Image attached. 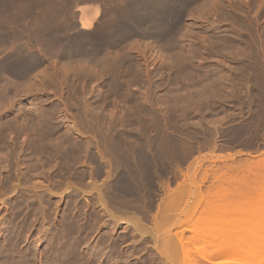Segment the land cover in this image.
Returning a JSON list of instances; mask_svg holds the SVG:
<instances>
[{
	"label": "rangeland",
	"instance_id": "374dc122",
	"mask_svg": "<svg viewBox=\"0 0 264 264\" xmlns=\"http://www.w3.org/2000/svg\"><path fill=\"white\" fill-rule=\"evenodd\" d=\"M190 1H187L185 3L184 10H185V13L187 12L186 16L188 18L190 17L188 15L189 14L191 15L193 13V15H191L192 19H188L187 17L184 16L183 26H180L179 32H178L180 33L181 36L177 33V38H174L176 36L170 37L169 39L171 41L170 40L168 41L170 45L173 43H176L177 45L179 44L178 45L179 47L176 45V47L172 48L173 50L171 49V47H170V50L168 49L169 47L163 48L165 51H168L171 55L173 52L174 55H172V57L177 56V58H172L173 60L170 59V61L169 60L161 61V59L155 56L156 54L154 52H153L154 54L153 53L150 54L152 51L149 52V50H144V49H143L144 51L140 50L142 48L132 49L136 51L138 50L137 52L135 51L132 52L128 48L127 49L123 48L122 56L125 58V60L123 63L124 66L122 65L123 67H121V70L122 72H126V73L122 74V76H118L117 74L120 75V72L117 73L118 71L116 72V70L112 69V71H110L111 69L109 68L111 65L108 66V68L106 67L108 69L107 72L110 73L109 75L107 72H105L106 68H104L105 70L101 71L103 74L101 73L99 77H96V76L94 77V75L90 74L92 79H90V75L86 76L87 74H84L85 72L83 70L81 71L80 69H79L80 72L81 73L83 72L82 74H84L86 78L84 76L82 77V74L79 72L78 69H77L78 71H76L75 69H73L75 70L73 71L71 69L67 71L68 74L64 73L65 71L61 72V69H59L60 73L57 72L58 69L55 70L54 72L56 74L59 73L60 78L53 71H51L53 74L49 71L38 74L39 70L44 65H48L52 63H55L57 65L58 63L60 64L63 59H61V57H58L56 60H54V58L53 59L51 58L48 61H47L48 58L44 59L43 61L45 64H43L42 62L41 63V65L43 64L42 66L38 65L40 67L39 70L37 69L38 71L36 70L37 66L33 68L32 70L28 71V74L30 75L31 74L33 75L34 73L33 76L31 75L32 77H29L28 75V78H31L33 82H31L32 81L31 79L29 80L27 79L26 77L27 75L25 76L27 80H25V78L22 79V77H20L21 79L19 80L18 85L16 84L17 87L18 86L19 88L21 87L20 89L22 90L20 91L18 90L19 88L17 89L16 87L15 88L8 87L6 84L8 82L7 78H5L4 80L0 79V85L2 84L3 81L5 83L1 85L2 88L0 87L1 89L0 90L1 91L0 92V97H1L0 106L1 107L2 105L5 106V108L4 106L2 107L3 109L2 111L0 110V135L2 137V138L0 137L1 138L0 139V202H2V205L0 204V219L5 218L4 220L8 222L9 219H11L12 216H14L13 210L15 209L17 205V204L13 205L14 203L19 202L18 205L23 206L24 209L27 206H30L32 208V213H33L32 218L34 219L36 217L37 218L33 221V219L30 217L28 219L30 221L29 222L27 221L26 224L28 225L30 223L29 225H31L32 223L35 222L31 226L35 225L36 228L32 230L31 226L29 228L28 227L29 225L27 226L26 224L25 226H23L24 228L23 227L21 228L22 234L20 233L21 241H20V252L19 253L23 256L25 255V257L27 256L26 258L30 256L31 257L34 256V261H32V262H35L34 264H45V263L51 264L52 263L51 256L48 252H50L53 246V241L52 239H50L51 238L50 233L52 234V231H53V224L56 222L57 224L60 225L59 222L62 221V218L64 219L65 216L69 217L70 214L73 213L74 211L79 214L80 218H82V216L84 215L87 216V218H89L91 215L89 219L90 222L96 221L97 223H100L101 221H104V220L105 222L109 224L113 222V219L112 220L107 219L109 217L108 214H105V213L103 214L99 211V204H98L99 199L95 191V187H93V185L91 184L92 182H94L97 185V188H101L103 190L104 197L107 199L108 205L110 206L109 209L112 210L115 218L122 217L123 219H125L126 217L133 218V216H136L139 218L141 224L148 231V235L145 237L146 239L143 241L141 240V237L137 233L132 235L131 227H128V229H125L123 228V226H120L119 228L115 230L114 233H112V237L116 241V251L114 254H112L107 249L106 254L111 255L109 257L113 258V260L116 261V264H125L126 259H129L131 264H194L195 262H197L196 264H199V263L200 264H264L263 262L264 261V235H263L264 234V224H263L264 219H262L263 216L256 217L253 215L246 214L241 217L236 216L235 218L233 215H231L232 218L231 216L229 218L234 219V221L236 220L234 223L233 220L231 221L229 218L221 220L219 218H216L212 214L203 216V215H200L199 213L201 209L200 198L203 197L207 193V191L215 190L219 186H228V185L236 186L237 185L235 181H232L230 183V179L231 177H233V175H235L236 177L239 175L240 176L249 175L247 176V178L253 177L252 179L248 181L245 189L264 187V182H263L264 165L262 162L261 164L257 161L255 162L253 160L255 158H253L252 160H241L240 159L241 155H237V154H240L241 151L234 150L235 148L240 147V146H234L233 148L226 147V148H221V149L216 147V144L220 142V140L223 138H226V139L229 138L230 139L229 142L235 143L239 141L244 135H247L249 138L256 139V140H259L261 137H264V91H262L264 90L263 88L264 87L263 86L264 85V80H263L264 78V0H216L215 2L212 0L215 6L213 5V2L211 0L210 1L209 0H200V1L193 0L191 3H189ZM80 4L82 3H78V5ZM191 6H193L192 7L193 9L195 8L194 9L195 11L193 9H190ZM78 12H79L78 10L74 11L75 14H79ZM188 12L190 13L188 14ZM200 12L201 14H199ZM195 13L196 15L199 14L198 17L199 16L202 17L204 14H206L204 16H206L207 18H205L204 16L202 18L204 20L207 19L208 21L207 20L202 21L203 19L199 17L200 22L202 21L201 22L202 24H201L198 18H196L197 16L196 17L194 16ZM188 22L190 23L193 22L195 25L199 23L198 25L199 27L198 26L196 27L193 23L190 24ZM96 23L97 22H95V25ZM185 23H187V25ZM71 26L74 29H79L78 27L79 23L77 21L75 22L72 21ZM183 27L185 28V31H183L184 29ZM193 30L196 32H193ZM188 33L191 35H189ZM193 33H196L195 34L196 36H194ZM209 33H211L212 35H210ZM213 33H214V36H213ZM197 34L198 36L200 35L199 37L201 39L205 36H208V38L205 37L203 38V40L201 39L199 40V37L197 36ZM204 34L206 35L204 36ZM178 35L182 39L178 37ZM209 36H212V37L209 38ZM144 39L142 38V39L136 40L134 38L133 39L129 38L127 39L126 43H128V41L129 42L132 41L131 43L136 42L138 44L139 43L141 44V42L144 43L146 41V40L143 41ZM17 40H20V39H17ZM178 41L182 42V44ZM221 41H222V44H221ZM153 42L154 40L150 41V43H153ZM185 42H187L188 44ZM1 44H2L1 47L2 48L4 47L3 50L5 49V51L8 50V48L12 46V43H9L8 45V43L1 42L0 45ZM129 44L130 43H128V45ZM204 44L205 46L207 44V46L204 47L207 49H204L202 47L204 46ZM183 45H185V47ZM187 45L190 46L189 51H191L193 49L192 47H194V50L197 48L196 51L198 53L192 50L190 54V52H188V48L185 49ZM208 45H212V46H210L209 48ZM200 47L203 48L202 51ZM175 48L178 49L177 52H175L176 51ZM179 48L182 50H180ZM199 48H200V52L198 50ZM213 48L215 50V54H213L214 53L212 50ZM209 49H210V54H206V53H209ZM224 49L228 52V54L227 52H225ZM203 50H206L208 52H205ZM4 52H1V53L4 54ZM130 52L134 54H131ZM178 52L179 54H177ZM217 52H221V53L219 54ZM192 53L193 54L195 53L194 58H192V60L194 59L195 62H193L194 60L193 61L190 60V62L192 61V64H193L192 68H194L196 62H198V60L200 59V56L202 57V55H203L202 58H204L206 60V63L208 64L210 63L212 64L213 62L217 61L216 59H218V63H221L223 61L222 65L215 62L213 63L214 65L212 64L213 66L212 65L211 66L213 67L212 70L215 68L214 69L215 71L213 72L216 75H220L219 73H221V71L223 75L224 70L225 72H229L228 75H226L227 73H225L224 76H221L223 77V79H225L224 80L225 82L227 81L226 86L228 87L222 90L224 92L223 93L224 95L223 94L221 95L222 92H220V90L223 89V86H221L222 84L219 85L220 83L218 84V81H216L217 78H219L220 76H217V77L215 76L216 78L214 79V77H212L214 74H212L211 77L209 78L214 79L216 82L214 80H210L209 78L206 81L205 79H202L204 80L203 82L193 75H192L193 78H197V80L191 79L192 77L190 75L191 73L189 74L188 77H187V74L185 73L184 75H182V72L181 73L179 72L180 74L177 73L179 70L176 67H178V65L181 66L178 63L179 62L178 57L180 58L183 56L184 59L186 58V60L189 61V57H192ZM201 53H204L207 56L204 57V54H201ZM128 54L130 55V57ZM135 54H137L136 56H140V58L136 57ZM142 54L148 57H144L142 56ZM223 54H225V56ZM208 56L209 57L212 56L211 58H213V60L210 58L208 59ZM216 56L222 59L215 58ZM0 57H2V54H0ZM50 57H53V56H50ZM134 57L137 61L134 59ZM197 57H199V59ZM143 58H145L146 60V64H145L146 66L144 64L142 66H139L137 62L139 63ZM1 59L2 58H0V60ZM74 60L77 62L76 59ZM75 61H73V63ZM133 62L134 64L136 63L135 65L139 66L140 69L139 68L136 69L135 68L136 66L133 64ZM172 62H173V66L174 65L175 66L177 65V66L172 67L171 65ZM0 64H2L1 61H0ZM216 64L218 65L217 68H216L217 66ZM160 65L161 67H159ZM143 66L146 67V71L149 70L148 71L149 73L144 70L145 67ZM162 66L164 67V69ZM168 66L171 67L170 71H168L169 69H167ZM128 67H130V69ZM141 68L143 71L141 70ZM154 69L155 70L158 69V70L155 71ZM2 71H1L2 74L7 72L3 75L9 74L7 75V77L11 75V77L14 78L10 71L8 70H5V72L4 70ZM135 71L141 74L139 76L140 78L137 76L139 75V73H137V75L134 74ZM166 71L169 72L168 75H166L167 74ZM173 71L175 73V77H173L174 76ZM216 71L217 73H215ZM71 72L72 73L75 72L73 74L74 75L77 74V75L74 77V75ZM153 72L155 74L157 73L156 75H160V76H156L158 79L156 77H153L154 76ZM63 73L66 75H64ZM128 74L132 76L131 79H130V76H128ZM178 74L182 76L178 78L179 76ZM110 75L111 76L114 75L115 78L118 77V79L116 78L117 83H113L115 82V79H113V76L111 78ZM126 75L127 77H129L130 79L129 81L131 83L129 81H128L129 83L126 82L128 79L125 77ZM149 75L153 78L151 77H149L150 79L146 78ZM225 75L230 76L231 78L228 77L229 78L228 79ZM64 76L68 78L66 79L64 78ZM100 76H102L101 79H99ZM183 76H186L188 79H190L189 80L190 82L189 81L188 82L192 83L191 86H193V82H194L195 84L193 86L194 89L191 90L190 88L191 86L187 82V78L185 81V78ZM35 77L36 78L38 77L37 78L38 81H35L36 79ZM80 77L83 79L85 78V80L83 81V79H81ZM224 77H226L227 80ZM61 78L62 80L64 79L65 81L67 80L66 82L73 83L74 81L73 86L71 87L70 83L66 84L65 81L61 80L63 82L62 83L60 81ZM69 78H71V80ZM88 78L90 79V81H87ZM93 78H96V79H93ZM110 78L113 80H111ZM165 78H168V79H165ZM232 78H233V81H232L233 83L236 82L235 84H238V85L240 84V85L237 86V85L232 84L231 82ZM243 78H245V81H242L243 83H241V80ZM248 78L249 79L251 78L250 80L252 81H250ZM15 79L18 80L16 76H15ZM122 79L123 80L125 79L126 81L125 80L123 81ZM151 79H152V82L154 81L153 82L154 84L150 81ZM52 80L53 81L55 80V81L53 82ZM80 80L83 81L84 83L82 82L83 83L82 84ZM119 80L120 81L122 80L123 82L127 84L122 82L123 85L120 84L121 86L120 87ZM134 80H136V82ZM144 80L145 81L149 80L152 86L150 82H147V81L143 82ZM198 80L202 82L200 84V81H199V87H198V83L196 86V82H198ZM237 80H239L240 82ZM260 80L263 82V84ZM25 81L26 82L30 81L29 85H27L28 83H26ZM59 81H60V84L58 83ZM107 81L113 87L108 86V83H106ZM156 81L158 84L156 83ZM173 81H174L175 86H173L172 84ZM175 81L176 82L178 81L181 84L176 83ZM246 81H247V84H246L247 89H245L246 86L244 83ZM24 82L26 84H24ZM75 82H78V84L76 83L78 86H76ZM137 82L139 84H137ZM228 82L229 84L231 82L232 85L231 84L229 85ZM30 83L31 85L34 84V86L32 85L33 88L30 85ZM147 83L149 84V87L147 86V88L149 89L144 91ZM182 83L183 84L188 83V85L187 86L185 84L182 85ZM249 83H252V84H249ZM258 83L259 85H257ZM35 84L37 85V87L35 86ZM55 84L58 85V87ZM214 84H217V85H214ZM66 85L69 87H67ZM203 85H205V87ZM3 86L4 87L7 86L5 87L6 89ZM65 86L67 87V89ZM81 86L85 88V94H84V88H82ZM114 86L116 89H114ZM136 86H138L137 90H136ZM185 86L190 91L189 90L186 91ZM260 86H262V88H260ZM124 87H127L129 90H127V88H124ZM216 87H217V90H216ZM240 87H241V90H239ZM3 88L7 90L8 94L4 93L6 91ZM81 88H82V93H81ZM107 88L109 90H112L113 93L111 91L109 92ZM122 88L124 89V92H122L124 94L120 92V91H123ZM139 88L141 91H144V92L147 91V92L146 93L140 92ZM118 89H119V92H118ZM125 89L128 92H125L126 91ZM260 89H261V92L258 91ZM2 90L4 94L2 93ZM67 90H70V91H67ZM172 90L174 94L171 93ZM194 90H196V92ZM201 90L203 92L200 93L199 91ZM162 91L166 92V94L164 92L166 96L163 95ZM176 91L178 94L176 93ZM65 92H69L70 94L65 93ZM184 92L190 93V94H187L186 96V94L184 95ZM219 92L220 94H217ZM227 92L228 93L230 92V94H228ZM12 93H15V94H12ZM116 93H119V94L116 95ZM142 93H144V95ZM170 93L172 96L170 95ZM67 94L71 97V98L69 97L70 100ZM81 94L82 95L84 94L85 97L82 96ZM147 94L148 96L146 97ZM155 94H157V96ZM202 94L206 97L204 98ZM211 94H213L215 97ZM3 95L8 96L9 98L2 97ZM142 95L145 97H143ZM174 95L176 96V98L174 97ZM182 95L184 97H182ZM193 95L194 97H196V99L193 97ZM209 95L211 99H209ZM75 97H78V98H75ZM158 97L160 100H158ZM162 97L164 98L166 97V98L163 100ZM185 97L187 98L185 99ZM202 97L204 99H202ZM79 98H82L83 100L81 99L80 101ZM179 98H180L181 105L178 104L179 102H177V100L179 101ZM181 98L183 99L181 100ZM71 99L79 103H76L74 101L72 102ZM139 99L141 100L142 107L143 108L145 107L146 112L148 111V108H149L151 110V114L153 111L155 112V113L153 112L155 115L157 114L156 116L152 114L151 115L152 117H151L150 110H149L147 115H145L148 119L151 117L149 121L152 118H154V120L156 118L155 121L152 119V124L150 122L151 127L149 126L148 121H144L147 119L144 115H142V117L144 116L145 118H142L141 116H139L140 119L138 117L135 118L134 116H131V114H137L139 111L138 109L142 108L141 105L139 104ZM85 100H86L85 102L86 104L82 102ZM144 100L147 102L145 103ZM192 100L196 104L192 103ZM102 101L104 102L103 104H102ZM67 102L69 103L67 104ZM158 102L160 106L157 105ZM160 102H162L163 105L164 104L166 105L167 103V106L165 105L164 106L168 110H166L163 105L161 106ZM182 103L183 104L187 103L186 105L188 106H186L185 104L182 105ZM73 104H77V107L74 108L76 109V111L73 109L74 107ZM81 104L83 106H81ZM145 104L147 105L145 106ZM153 104L155 107H153ZM190 104H192L193 107L192 105L189 106ZM87 105L89 107L92 105L91 107L93 108L90 107L89 109ZM136 105H138L139 108ZM85 106L87 109L86 111L79 109V107L82 108ZM129 107H131L132 109ZM96 108H98L99 111ZM161 108H164V111L163 109L161 110ZM78 109L81 110L82 112L78 111ZM95 109L97 111V114L96 112H94ZM130 109L132 111L133 109H137L138 111L134 110V112L136 111V113H133ZM182 109L184 110V113ZM89 110H92L91 111L92 115L88 114V112L90 113ZM126 110L127 112H125ZM189 110H192V111H189ZM159 112L162 116V120L158 119V118H161ZM83 113H85L86 116ZM127 113L129 114L127 115ZM82 114L84 115V117L82 116ZM158 114L160 117L158 116ZM88 115L92 116L91 119H90V116ZM110 116L111 117L114 116L115 118L113 117L111 118ZM82 117L85 119H83ZM120 117L122 119L125 118L124 119L125 121L124 120L122 121ZM64 118L65 119L67 118L68 120L67 119L65 120ZM86 119L88 123L85 122ZM114 119H119V121L118 120L115 121ZM141 119L143 122L141 121ZM82 120L85 123H83ZM88 120L89 121L91 120V122L93 123H90ZM120 120L122 124H118ZM189 120H191L192 122ZM53 121H55V123ZM42 122H44V124L46 123V125H43ZM115 122L117 125H115ZM157 122L159 124L161 122V125H159ZM153 123L154 124L157 123L155 125L156 127L153 125ZM67 124L69 125L71 124L72 127L74 126L75 127L74 128H72L71 126L67 127L68 126ZM91 124H93V126ZM15 125L18 126V129H19V135H18L19 140L17 141L18 143L17 149L15 145L12 144L13 143V131L15 129ZM118 125L124 128H119ZM2 126H6V127L2 128ZM68 128H70L68 130V132L71 131L70 133L67 132ZM154 128L158 129V130L155 129L157 131V133L156 132L155 133L158 134L159 136L153 132ZM75 129H77L76 132H74ZM106 130L109 132V134ZM117 131H119V133H117ZM120 131L121 133L122 132L123 133L120 134ZM5 132H7V135H5L6 134ZM8 132L12 134L10 133L8 134ZM38 132L39 133L42 132L43 135L39 134ZM51 132L53 133L52 135H51ZM64 132H67L68 134L66 133L67 134L66 135L64 134ZM160 132L162 133L161 136L159 134ZM126 133L127 134L130 133L131 136L127 135ZM4 136H6V138ZM67 136L68 138H66ZM41 138L43 139L41 140ZM44 138H46L47 140ZM124 138L125 140L122 141V139ZM127 138L131 140L128 141ZM147 138L149 139L153 138V139L149 140ZM162 139H164L165 141ZM58 140L59 142H57ZM116 140H119V141L117 142ZM134 140L137 142H135ZM160 140H162V142ZM53 142L56 143L57 146ZM121 143H124V144H121ZM43 144L50 145L51 148L49 146L48 148L45 145H44L45 147L43 148L42 147ZM120 144H121V147H120ZM53 145L54 147H52ZM85 145H87L88 147ZM75 146L77 147L75 148ZM79 146H80V149H79ZM83 146H85L86 148ZM21 147H22V150H21ZM59 147L60 148L62 147L63 152L67 151L68 154L66 153V157H65V153L63 154L62 150ZM66 147L68 150L66 149ZM127 147L131 148L132 150L128 149ZM53 148L56 149L54 150L55 152L53 151ZM70 148L71 149L73 148L72 151L70 150ZM84 148L87 150H85ZM154 148L157 150H154ZM123 149L125 150L122 151ZM139 149H142V151H140ZM162 150H166L165 152L167 153L166 154L167 156H162V154H160ZM129 151L131 152L130 154H129ZM263 152L261 153V156L264 155ZM143 153H147V155L150 157L152 161V171H153L152 174L153 173L155 174V175H152L151 177V179H153L151 180L152 182H150V184L147 187H144L148 189V192L146 195H140L138 199H133V200L125 199L123 200V202H120L119 200L114 198L113 185L115 184L114 180H116L121 175L129 176L130 174L129 167L127 166L128 168L127 169L124 166L126 164L123 162V158L124 157L126 159L130 158V160H132L131 158L136 159V160L139 159L138 161L140 162V160L142 159ZM156 155L157 157H155ZM119 157L120 158L123 157V158L120 159ZM40 159L42 160L41 162H39ZM126 161L127 160H125V162ZM121 162L123 164H120ZM158 163L161 164V165L159 164L161 167L158 165ZM115 164H119V165H115ZM162 165L163 166L165 165L164 166L165 170H164V167L162 168ZM117 166L118 167L120 166V167L117 169ZM233 166H237L238 169L237 168L232 169ZM108 167L111 170H112V167H114L112 171L110 170L111 174L109 178H107V174H106V169H108ZM116 169L117 170L123 169L125 173H123V170L120 173L121 170L117 171ZM252 171H254L256 174L257 173H260V174L253 175L254 173ZM251 172L252 174H250ZM220 174L223 176H221ZM204 175L206 176V178ZM229 175L231 177L227 178V176ZM216 176H217V179L215 178ZM39 184L41 188L39 187ZM33 185H35L34 190H33L34 188ZM31 186L33 187L32 189H30ZM197 186L200 189V193H198L199 192L198 190H197L198 192L196 191ZM65 189H68L69 191L67 190L66 192ZM21 192L22 193L27 192V195L24 193L22 194ZM52 192H55L56 196L53 197L51 194ZM37 194L40 196H38ZM250 195L252 196L253 193L252 194L249 193V196ZM111 198L112 200L114 199L115 202L114 200L112 201ZM123 205L124 207H122ZM196 205H197L196 210L195 209L193 210V208ZM43 206H47L45 207L46 209ZM259 206H261V204ZM263 206H264V203L262 204L261 207ZM158 209L160 212L158 211ZM40 210L41 211L44 210V211H42L41 213ZM12 211H13V214H12ZM237 217H238V220H237ZM260 218L262 219V221ZM31 220L33 222H31ZM219 220L222 222H220ZM229 220L233 223H229L230 222ZM239 221H242V222H239ZM255 221L256 223L258 222L257 223L258 227L255 224ZM224 222H228V223H224ZM252 223L255 224L256 226L255 225L254 226L257 228L252 227L253 225ZM235 224H238V226ZM262 224L263 226H261ZM45 225L48 226V235H49L46 238H44V235L42 234V230ZM180 230H184L183 235L188 240V242H184V244L182 245L178 244L177 239H176ZM95 231L93 229L88 235V237L91 238L90 246H93L94 243H96V241L99 240L104 229H99L98 231L97 230ZM150 231H151L150 235L152 234L151 236L149 235ZM107 232L110 233L109 230H107ZM6 234L7 235L3 237V240H1L2 241L1 243L6 242L7 238L5 237H8V234L10 235V232H7ZM48 238L52 242H49ZM153 239H155L156 241ZM144 241L145 243H143ZM49 244L51 246H49ZM143 245H146V246H144L143 248ZM32 247H36V249L34 250V248ZM28 248L32 253L28 250ZM48 248H49V251H48ZM128 251H130L131 256L127 258L126 254ZM28 252H30V254ZM42 254L45 255V257ZM59 255L61 257L63 256L62 254H58L57 257H59ZM46 256H48L50 259ZM45 258L47 259L45 260ZM194 259L198 261H195ZM93 263L94 264L99 263L98 253H95ZM52 264H55V263H52Z\"/></svg>",
	"mask_w": 264,
	"mask_h": 264
},
{
	"label": "bare ground",
	"instance_id": "6f19581e",
	"mask_svg": "<svg viewBox=\"0 0 264 264\" xmlns=\"http://www.w3.org/2000/svg\"><path fill=\"white\" fill-rule=\"evenodd\" d=\"M10 1H12V0H10ZM10 1H6V0H0V43L1 42H3L4 41V38H7V37H4V35L6 34L7 35V33H8V31H7V33H6V29H3V26L1 25V24H3V22L2 21H4V18L3 17H5L6 15H5V13L6 12H4L7 8L5 7V6H13V4L11 5V2ZM30 1V0H29ZM34 1V0H33ZM43 1H45V0H43ZM50 1V0H49ZM61 1H63V0H54V2L56 3H54L53 2V0H52V2L50 1V4L52 3V6L50 5V7H49V9H48V11L53 7V9L51 10V11H53L54 9H55V6H53V5H56V9L54 10V13L53 14H51V16H49L48 15V12H46L47 13V15H46V17L44 16V14L42 13V14H40L41 13V11H39V9H41V8H38V11L40 12H38L37 11V7L36 8H34L33 7V5L32 4H30L29 3V5L33 8V10H32V8H31V10H32V13H31V15H36V14H38V16H39V14L41 15L39 18V20H37L38 21V23H39V21H41V22H45V23H47V24H49L50 22H52V24H53V22L55 21V29L54 28H52V31H50L51 30V28H49V27H47V28H43L41 25V23H39L38 24V26H39V28H43V29H41L40 30V32H38V34H36V31H37V28H38V26L36 25V23H34L33 25L35 26L36 25V29L34 28V27H32L31 25H29L30 26V28L29 27H27V28H29L30 30H32V29H35V32H33V30H32V32H29V29H27V31H28V35H29V33H31L32 35L33 34H36V35H38L39 36V41L37 40V38L35 37L34 39H36V41H38V43L40 42V44L39 45H36L35 43H33L34 41V39L32 40V44L31 45H28V40L26 41V43L25 44H27V46L25 45H23V46H16V41L14 40V44H15V46H9L10 48H8V50H6L5 51V49L3 50V48L1 47L2 46V44L0 45V51L1 52H4V54L3 53H1L0 52V54H2V57H0V58H2L0 61H1V63L2 64H0V79L2 80H4L5 78H7V80H8V82L6 83L7 84V86L8 87H11V88H19V86L17 87L16 86V84L18 85V82L19 81H16V79H15V76L18 78V80H20L21 78L20 77H22V79L23 78H25V76L27 77V79L29 80V79H31V78H28V75H29V77H32L33 75H34V73H33V75L31 76L30 74H28V71H30V70H32L33 68H35L36 66H37V68H36V70L38 69H40V67L39 66H42L43 64H45L44 63V59H47V61L49 60V59H53L54 58V60H56L58 57H61V59H63L62 61H61V63L59 64L58 63V65L57 64H55V63H52V64H48V65H44V66H42L41 67V69L39 70V73L38 74H41V73H44V72H51V71H55V70H57L58 69V71L57 72H59V69H61V72H64V73H67L68 74V72L67 71H69V70H73V69H75L76 71H78L79 69L82 71H84L85 73L84 74H87L86 76H88V75H94V77L96 76V77H99V75H101V71H103V70H105L104 68H108V66H110V68L109 69H111L110 71H112V69L113 70H116V72L117 73H119L120 72V75L119 74H117L118 76H122V74H124V73H126V72H122V70H121V67H123L124 65H123V63H124V60H125V58L122 56V49L123 48H128V49H130V51H132V52H137L136 50H132V49H140V48H142V49H140V50H149V52L150 51H152L150 54H152L153 52L156 54L155 56L156 57H158L159 59H161V61H163V60H166V61H170V59H172V58H177V56L175 57H172V55H174V53L172 52V55L168 52V51H165L163 48H159V47H157V45L154 47V46H152L151 45V43H150V41H152V40H154V42H155V38H152V36L155 34L154 32V34H152V36H149L148 34H150V32L148 33L147 31H155V30H158V32H161V30H166V32H167V36H165V38H166V40H167V42L170 40L169 38L170 37H174V36H176V37H174V38H177V33L179 32V28H180V26H183V23H184V16L185 17H187L186 15H187V12L185 13V10H184V5H185V3L187 2V1H190V0H87V1H85L82 5H78V7H77V3H80V2H78L79 0H77V2H75V8L76 9H78V13L79 14H75L74 13V10H75V8L74 9H72L71 7L70 8H68V12L69 13H67V12H65V13H63V11H59V9H60V2ZM76 1V0H75ZM193 1V0H192ZM192 1H190L189 3H191ZM200 1V0H199ZM210 1V0H209ZM208 1V2H209ZM212 1V0H211ZM214 2L216 1V0H213ZM212 1V2H213ZM14 2V1H13ZM12 2V3H13ZM16 2V1H15ZM23 2H25L24 4H23V8H24V10H26V8H27V1H23ZM31 2V1H30ZM214 2H213V5H214ZM218 2V1H217ZM17 3H19V0H18V2ZM19 4H22V3H19ZM18 4V5H19ZM61 6L62 7H64L63 6V3L61 2ZM67 3H64V5H66ZM69 4V3H68ZM7 6V7H8ZM21 6V5H20ZM41 6H43V5H41ZM59 6V7H58ZM69 6V5H68ZM215 6V5H214ZM61 7V8H62ZM66 8H67V6H65ZM189 7H190V5H189ZM193 6H191V8L190 9H193L192 8ZM46 8V7H45ZM66 8H64V9H66ZM215 8V7H214ZM17 8H15V10H16ZM47 9V8H46ZM71 9H72V11H71ZM195 9V8H194ZM193 9V10H194ZM8 10H9V7H8ZM8 10H7V13H8ZM45 9H43L42 10V12L44 11ZM61 10H63V9H61ZM214 10H216V9H214ZM35 11H37L38 13H34L33 14V12H35ZM195 11V10H194ZM193 11V12H194ZM12 12V11H11ZM10 12V13H11ZM14 12V11H13ZM12 12V18L13 17H15V19H19L20 17L19 16H21V15H19V13L17 14V16L19 17H17V16H15L16 15V13L17 12H14L13 13ZM23 13V12H22ZM29 15H30V13L29 12H27ZM52 13V12H51ZM184 13H185V15H184ZM190 12H188V14H189ZM192 13V12H191ZM9 14V13H8ZM14 14V15H13ZM199 14H201V12L199 13ZM199 14H197L196 15V13H195V17L196 18H198V20H199V22H200V18L201 19H203L202 17L204 16V15H206V14H202L203 16L201 17V16H199L198 17V15ZM29 15H27V16H29ZM191 15H193V13L191 14ZM190 14L188 15V16H190L188 19H192V16H191ZM208 15V14H207ZM37 16V15H36ZM9 17H10V15H9ZM23 18H21L20 20H23L22 22H23V24L25 25L26 23H24V20H26V19H24V16H22ZM205 18H207L206 16H204ZM6 18V17H5ZM29 18V17H28ZM30 18H31V16H30ZM186 18V19H187ZM7 19V18H6ZM5 19V20H6ZM34 19V18H33ZM7 20H9V19H7ZM6 20V21H7ZM12 20V21H11ZM13 20L14 19H11V17H10V23L11 22H13ZM194 20H195V18H194ZM207 19H203L202 21H206ZM5 21V22H6ZM29 21H31V19L29 20ZM36 21V22H37ZM72 21H77L78 23H79V29H74V28H72V26H71V24H72ZM197 21V20H196ZM201 21V22H202ZM208 21V20H207ZM2 22V23H1ZM4 22V23H5ZM15 22V21H14ZM14 22H13V24H12V26L14 25ZM18 22H20V21H18ZM22 22L20 23L21 25H22ZM32 22H35V19L32 21ZM31 22V23H32ZM95 22H97L96 23V25H95ZM200 22V23H201ZM30 22H28V24H29ZM61 23L63 24V23H66V26L65 27H63V25H65V24H63L62 25V27H61ZM188 23H190V22H188ZM193 23V22H192ZM192 23H190V24H192ZM209 23V22H208ZM6 24H8V23H6ZM11 24H10V26H11ZM41 24V25H40ZM186 25H187V23H185ZM194 24V23H193ZM197 24V23H196ZM202 24V23H201ZM4 25V24H3ZM16 25H19V24H17V23H15V26ZM23 25V26H24ZM45 25V24H44ZM195 25V24H194ZM199 25V23L197 24V25H195L196 27ZM2 26V27H1ZM6 26V25H5ZM9 26V25H8ZM8 26L6 27V28H8ZM28 26V25H27ZM41 26V27H40ZM75 26V25H74ZM73 26V27H74ZM194 26V27H195ZM32 27V28H31ZM185 27V26H184ZM183 27V28H184ZM192 27V26H191ZM193 27V28H194ZM199 27V26H198ZM214 27H216V26H214ZM39 28H38V31H39ZM188 28V27H187ZM187 28H186V30H187ZM192 28V29H193ZM10 29H11V27H10ZM9 29V30H10ZM50 29V30H49ZM54 29V30H53ZM13 31H17L18 30V28L15 30V29H12ZM12 30H10V32L12 31ZM24 30V29H23ZM25 30H26V28H25ZM190 30V29H189ZM188 30V31H189ZM224 30V29H223ZM147 32V34H145V35H143L144 33H146ZM183 31H185V28L183 29ZM14 32V34H12V36H14V37H18L19 36V39L21 40V41H23V39L24 38H26V37H24V38H22V35H25V31H24V34L21 32V33H19V35H18V33L16 32L15 33ZM144 32V33H143ZM156 32V31H155ZM164 32V31H163ZM191 32V31H190ZM193 32H196V31H194L193 30ZM198 32H200V31H198ZM12 33V32H11ZM140 33H142V34H140ZM162 33V32H161ZM185 33V32H184ZM192 33V32H191ZM212 33V32H211ZM211 33H209L210 35H212ZM9 34V33H8ZM22 34V35H21ZM31 34H30V36H31ZM179 35H180V33H178ZM189 34V33H188ZM194 34V36H196L195 34L196 33H193ZM224 34H225V32H224ZM11 35V34H10ZM156 35H158V34H156ZM161 34H159L158 36H157V39H156V41L159 43V41L160 40H162V38L160 39V36ZM162 35H164V34H162ZM178 35V37H180ZM189 35H191V34H189ZM206 34H204V36H205ZM7 36H9V35H7ZM12 36H10V38L12 37ZM33 36H35V35H33ZM186 36V35H185ZM197 36H198V34H197ZM200 36V35H199ZM198 36V37H199ZM213 36H214V33H213ZM4 37V38H3ZM21 37V38H20ZM153 37H155V36H153ZM159 37V38H158ZM163 38H164V36H162ZM189 37V36H188ZM192 37V36H191ZM197 37V38H198ZM205 37H207L208 38V36H205ZM205 37H203V38H205ZM210 37H212V36H209V38ZM13 38V37H12ZM129 38H134V39H144L143 41H145L144 43H142L141 42V44L143 45V46H140L138 43H131L132 41H128V43H130L129 45H128V43H126L127 42V39H129ZM164 38V39H165ZM181 38V37H180ZM179 38V39H180ZM196 38V39H197ZM203 38L201 39L200 37H199V40L201 39V40H203ZM206 38V39H207ZM8 39H9V37H8ZM14 39V38H13ZM13 39H10V41L11 40H13ZM150 39V40H149ZM182 39V38H181ZM180 39V40H181ZM25 40V39H24ZM148 40V41H147ZM159 40V41H158ZM177 40V39H176ZM198 40V41H199ZM222 40V39H221ZM7 40H5V43H7L6 42ZM10 41H9V43H10ZM19 41V40H18ZM18 41H17V43H18ZM164 41V40H163ZM163 41L161 42L160 41V43H163ZM171 41V40H170ZM173 41V40H172ZM208 41V40H207ZM213 41V40H212ZM20 42V41H19ZM25 42V41H24ZM137 42H139V41H137ZM156 42V43H157ZM166 42V41H165ZM178 42H180V41H178ZM217 42H218V40H217ZM229 42V41H228ZM9 43H8V45H9ZM12 43V42H11ZM13 43H12V45H13ZM22 43V42H21ZM156 43H154V44H156ZM159 43V44H160ZM181 44H182V42H180ZM185 43H187V42H185ZM22 44H24V43H22ZM21 44V45H22ZM33 44H35V45H33ZM167 44V43H166ZM166 44H163L166 48L167 47H169L168 49L170 50V47H171V49L173 48V47H176V43H173V44H171L170 45V43L168 42V44H167V46H166ZM183 44H184V42H183ZM188 44V43H187ZM221 44H222V41H221ZM33 45V46H32ZM179 45V44H178ZM177 45V46H178ZM186 45V44H185ZM185 45H183L184 47H185ZM190 45V44H189ZM200 45V44H199ZM203 45V44H202ZM227 45H228V43H227ZM4 46V45H3ZM201 46V45H200ZM206 46H207V44H206ZM205 46V44H204V46H202L203 48L204 47H206ZM210 46H212V45H208V47L210 48ZM163 47V46H162ZM179 47V46H178ZM189 47L190 46H186V48L185 49H187L188 48V52H190V54H191V52H192V50H194V47H192L193 49L191 50V51H189ZM182 48V47H181ZM201 48V47H200ZM200 48L198 49L199 50V52H200ZM203 48H201V51H202V49ZM176 49V48H175ZM180 49V48H179ZM183 49V48H182ZM182 49H180V50H182ZM191 49V48H190ZM197 49V48H196ZM196 49L194 50V52H197L196 51ZM204 49H207V48H204ZM139 50V51H140ZM143 50V51H144ZM167 50V49H166ZM173 50V49H172ZM177 50L178 49H176V51L175 52H177ZM213 50V54H215V50H214V48L212 49ZM212 50H211V52H212ZM225 50V49H224ZM203 51H205V52H208V51H206V50H203ZM141 52V51H140ZM146 52V51H145ZM187 52V53H188ZM224 52V51H223ZM225 52H227L226 50H225ZM128 53V52H127ZM131 53V52H130ZM129 53V54H130ZM153 53V54H154ZM182 53H183V51H182ZM185 53H186V51H185ZM198 53V52H197ZM217 53H221V52H217ZM216 53V54H217ZM128 54V55H129ZM131 54H134V53H131ZM130 54V55H131ZM137 54H139V53H137ZM137 54H135V56L137 55ZM177 54H179V52L177 53ZM180 54H181V52H180ZM189 54V53H188ZM200 54V53H199ZM201 54H204V53H201ZM206 54H210V49H209V53H206ZM206 54H204V57L205 56H207ZM226 54V53H225ZM225 54H223L224 56H225ZM227 54H228V52H227ZM124 55V54H123ZM126 55V54H125ZM127 55V56H128ZM130 55H129V57H130ZM187 55V54H186ZM50 56H53V57H50ZM134 56V55H133ZM142 56H144L143 54H142ZM141 56V57H142ZM180 56V55H179ZM190 56V55H189ZM194 56H195V53L193 54L192 53V57H189V61L188 60H186V58L184 59V57L182 56V57H178V63L181 65V66H179L178 65V67H176L175 65L173 66V62H172V67H176V68H178V72L177 73H181L182 72V75H184V73L185 74H187V77L189 76V74L192 76H195V77H197L198 79H200L201 81H203L204 82V80H202V79H205V81L206 80H208V78L209 77H211V75L212 74H214V72L213 71H215L214 69L212 70V66L214 65L213 63H215V62H217L218 63V59H216L217 61H215V62H213L212 64L210 63V64H208V63H206V60L204 59V58H202L203 57V55H202V57L200 56V59H199V57H197L198 59V62H196V64H195V66H194V68H192L193 66V64H192V61L194 60H192V58H194ZM213 56V55H212ZM212 56H208V59L210 58V59H212L213 60V58H211ZM215 56V55H214ZM218 56H220V55H218ZM218 56H216L215 58H219ZM50 57V58H49ZM132 57V56H131ZM136 57H139L140 58V56H136ZM144 57H148V56H144ZM157 58V59H158ZM202 58V59H201ZM215 58H214V60H215ZM74 59H76L77 60V62L74 60ZM134 59H135V57H134ZM158 59V60H159ZM188 59V58H187ZM196 59V58H195ZM206 59H207V57H206ZM219 59H222V58H219ZM59 60V59H58ZM69 60H73V61H75L74 63H73V61L71 62V61H69ZM136 60V59H135ZM141 60V59H140ZM152 60V59H151ZM173 60V59H172ZM190 60H192L191 62H190ZM224 60V59H223ZM53 61V60H52ZM60 61V60H59ZM58 61V62H59ZM137 61V60H136ZM148 61V60H147ZM222 61V60H221ZM43 62V64L41 65V63ZM50 62H51V60H50ZM177 62V61H176ZM193 62H195V60L193 61ZM223 62V61H222ZM222 62L221 63H218V64H220V65H222ZM47 63V62H46ZM57 63V62H56ZM156 63V62H155ZM160 63V62H159ZM170 63V62H169ZM133 64H134V62H133ZM132 64V65H133ZM136 64V63H135ZM134 64V65H135ZM137 64H139V66H142L143 64L145 65L146 64V60H145V58H143L139 63L137 62ZM152 64H153V62H152ZM164 64V63H163ZM163 64H161V65H163ZM167 64H168V62H167ZM175 64H177V63H175ZM39 65V66H38ZM123 65V66H122ZM161 65L159 66V67H161ZM165 65V64H164ZM170 65V64H169ZM212 65V66H211ZM217 65V64H216ZM225 65V64H224ZM136 67V69H140V67L139 66H137V65H135ZM146 66V65H145ZM145 66H143V67H145ZM152 66V65H151ZM150 66V67H151ZM142 67V68H143ZM153 67V66H152ZM159 67H158V69H159ZM163 67V66H162ZM215 67V66H214ZM218 67V65L216 66V68ZM106 68V71L105 72H107L108 71V69ZM127 68V67H126ZM129 69H130V67H128ZM142 68H141V70H142ZM148 68V67H147ZM166 68V67H165ZM175 68V69H176ZM78 69V70H77ZM151 69V68H150ZM158 69H156V70H158ZM163 69H164V67H163ZM167 69H169L168 71H170V69H171V67L170 66H168L167 67ZM173 69V68H172ZM194 69V70H193ZM223 69H225V68H223ZM2 70H4V72H5V70H8V71H10L11 72V74L13 75V77L14 78H12L11 77V75L10 76H8L7 77V75H9V74H6V75H3V74H5V73H7V72H5V73H1V71ZM37 70V71H38ZM75 70H73V71H75ZM80 70H79V72H80ZM144 70L146 71V67L144 68ZM155 70V69H154ZM155 70V71H156ZM219 70V69H218ZM227 70V69H226ZM229 70V69H228ZM262 70V69H261ZM93 71V72H92ZM140 71V70H139ZM143 71V70H142ZM149 71V70H148ZM148 71H146V72H148ZM154 71V72H155ZM221 71V70H220ZM219 71V72H220ZM263 71V70H262ZM3 72V71H2ZM113 72H115V71H113ZM112 72V73H113ZM122 72V73H121ZM146 72H144V73H146ZM153 72V73H154ZM167 72V71H166ZM176 72V71H175ZM213 72V73H212ZM218 72V73H219ZM224 72V74L225 73H227L226 75H228V73L229 72H225V70L223 71ZM9 73V72H8ZM52 73V72H51ZM55 73V72H54ZM60 73V72H59ZM59 73L58 74H56V75H58V77L60 78V76H59ZM63 73V74H64ZM72 73V72H71ZM73 73H75V72H73ZM72 73V74H73ZM81 73V72H80ZM83 73V72H82ZM81 73V74H82ZM108 73V75L110 74L109 72H107ZM137 73H139V72H137V71H135L134 72V74L135 75H137ZM142 73V72H141ZM149 73V72H148ZM147 73V74H148ZM168 73L169 72H167V74L166 73H164V74H166V75H168ZM173 73H174V71H173ZM179 73V74H180ZM215 73H217V71L215 72ZM263 73V72H262ZM261 73V74H262ZM53 74V73H52ZM54 74V75H55ZM62 74V75H63ZM72 74H70V75H72ZM80 74V75H81ZM84 74H82V77L84 76ZM103 74V73H102ZM106 74V73H105ZM147 74H146V76H147ZM157 74V73H156ZM155 73H154V76L153 77H156V76H160V75H156ZM163 74V73H162ZM178 74V75H179ZM220 75H216V74H214L212 77H214V79L217 77V76H220L219 78H217V80L216 81H218V84L219 85H221V86H223V89H221L220 90V92H222L221 93V95L224 93L222 90H224L225 88H228L227 86H226V82L224 81L225 79H223V77H221V76H224V74L222 75V71H221V73H219ZM248 74V73H247ZM246 74V75H247ZM64 75H66V74H64ZM69 75V76H70ZM74 75V74H73ZM77 74H75L74 75V77L76 76ZM91 75H90V79H92V77H91ZM98 75V76H97ZM116 75V76H117ZM141 74L139 73V75H137L138 77L140 76ZM145 75V74H144ZM171 75V74H170ZM181 75V76H182ZM225 75V76H226ZM231 75V74H230ZM263 75V74H262ZM261 75V76H262ZM79 76V75H78ZM78 76H77V78H78ZM103 76V75H102ZM102 76H100V78L99 79H101L102 78ZM105 76H107V75H105ZM104 76V77H105ZM113 76V79H115V82H113V83H117V79H118V77H116L115 78V76L114 75H112ZM112 76L110 75V77L112 78ZM128 76H130L129 74H128ZM145 76V77H146ZM162 76V75H161ZM177 76V75H176ZM180 75L178 76V78H180L181 77ZM193 76L191 77V79H196L197 80V78H193ZM216 76V77H215ZM245 76V75H244ZM244 76H242V77H244ZM9 77H11V78H9ZM39 77V76H38ZM37 77V78H38ZM50 77V76H49ZM73 77V76H72ZM73 77V78H74ZM85 77V76H84ZM126 78H128L127 79V81L126 82H128L130 79H131V77L132 76H130V79H129V77H127V75L125 76ZM144 77V78H145ZM149 77H151L150 75L148 76V77H146V78H149ZM153 77H151V78H153ZM167 77V76H166ZM173 77H175V73H174V76ZM184 78H185V81H186V76H183ZM227 78L228 77H230V76H226ZM226 77H224V78H226ZM247 77V76H246ZM248 77H249V75H248ZM250 77H251V75H250ZM36 78V77H35ZM35 79V81H38V79ZM44 78V77H43ZM42 78V79H43ZM47 78V77H46ZM53 78H54V76H53ZM62 78H63V76H62ZM62 78L60 79V81L62 80ZM64 78H66L65 76H64ZM68 78V77H67ZM66 78V79H67ZM81 78V77H80ZM86 78V77H85ZM85 78L83 79V78H81V79H83V81L85 80ZM110 78V79H111ZM120 78H122V77H120ZM123 78H124V76H123ZM135 78H137V77H135ZM134 78V79H135ZM140 78V77H139ZM157 78V77H156ZM160 78V77H159ZM162 78V77H161ZM178 78H176V79H178ZM183 78V79H184ZM227 78H226V80H227ZM231 78V77H230ZM26 78H25V80H27ZM34 79V78H33ZM70 80H71V78H69ZM68 79V80H69ZM90 79L88 78V80L87 81H90ZM93 79H96V78H93ZM108 79V78H107ZM106 79V80H107ZM113 79H111V80H113ZM150 79V78H149ZM158 79V78H157ZM156 79V80H157ZM164 79V78H163ZM165 79H168V78H165ZM169 79H170V77H169ZM171 79H172V77H171ZM182 79V78H181ZM210 80H214V79H212V78H209ZM229 79V78H228ZM244 79V80H243ZM242 80H241V83H243L242 81H245V78H243ZM249 79V78H248ZM251 79V78H250ZM249 79V80H250ZM258 79H259V77H258ZM32 80V79H31ZM78 80V79H77ZM76 80V81H77ZM105 80V81H106ZM123 80V79H122ZM120 81V83H119V81H118V83H119V86H120V84H122V82L124 81ZM138 80H140V79H138ZM154 80V79H153ZM160 80V79H159ZM173 80H175V79H173ZM190 79H188L187 78V82L189 81ZM200 80H198V82H196V86H197V83H198V87H199V81ZM231 80V79H230ZM247 80V79H246ZM248 80V81H249ZM261 80H262V78H261ZM260 80V81H261ZM263 80H264V78H263ZM24 81V80H23ZM41 81V80H40ZM53 81V80H52ZM55 81V80H54ZM53 81V82H54ZM60 81L58 82L59 84H60ZM62 81H65V79L64 80H62ZM61 81V82H62ZM67 81V80H66ZM65 81V83L66 84H68V83H70L71 84V87L73 86V83H74V81H73V83H71V82H66ZM79 81V80H78ZM83 81H81L80 80V82L82 83ZM104 81V82H105ZM110 81V80H109ZM133 81V80H132ZM135 82H136V80H134ZM147 82H152V79L149 81V80H146ZM145 80L143 81V82H146ZM179 81V80H178ZM176 82V83H179V82ZM181 81V80H180ZM184 81V80H183ZM194 81V80H193ZM200 81V84L202 83ZM215 81V80H214ZM215 81V82H216ZM233 81V78H232V80H231V82ZM237 81H239V80H237ZM250 81H252V80H250ZM26 82V81H25ZM24 82V84H26V83H28L27 85H29V82H26L25 83ZM31 82H33V80L31 81ZM103 82V83H104ZM130 82V81H129ZM128 82V83H129ZM141 82V81H140ZM151 82H150V84H151ZM154 82V81H153ZM152 82V83H153ZM182 82V81H181ZM190 82V81H189ZM188 82V83H189ZM210 82V81H209ZM231 82H230V84H231ZM240 82V81H239ZM259 82V81H258ZM262 82V81H261ZM38 83V82H37ZM36 83V84H37ZM41 83V82H40ZM42 83H43V81H42ZM63 83V82H62ZM65 83H64V85H65ZM78 84V82H75V84ZM84 83V82H83ZM82 83V84H83ZM85 83H87V82H85ZM106 83H108V81L106 82ZM112 83V82H111ZM123 83H125V82H123ZM131 83V82H130ZM156 83H157V81H156ZM168 83V82H167ZM172 83V82H171ZM188 83H184L186 86L188 85ZM236 82H232V84H234V85H237V86H239L238 84H235ZM238 83V82H237ZM245 83V86H246V88L245 89H247V81L246 82H244ZM260 83V82H259ZM259 83L257 84V85H259ZM3 84H5L4 83V81L2 82V84L1 85H3ZM19 84H21V83H19ZM35 84V86L37 87V85ZM76 84V86H78ZM125 84H127V83H125ZM137 84H139L138 82H137ZM141 84V83H140ZM143 84H145V83H143ZM154 84V83H153ZM158 84V83H157ZM173 86H175L174 85V81H173ZM179 84H181V83H179ZM183 83H182V85H184ZM190 84V86L192 85V83H189ZM228 84H229V82H228ZM229 84V85H230ZM231 84V85H232ZM249 84H252V83H249ZM262 84H263V82H262ZM1 85H0V87H1ZM30 85H31V83H30ZM33 86H34V84H32ZM31 85V86H32ZM56 85V84H55ZM106 85V84H105ZM123 85V84H122ZM136 85V84H135ZM134 85V86H135ZM178 85V84H177ZM195 84H194V82H193V86H194ZM210 85V84H209ZM214 85H217V84H214ZM7 86H5V87H7ZM33 86H32V88H33ZM45 86V85H44ZM57 87H58V85H56ZM67 86V85H66ZM65 86V87H66ZM108 86H111L109 83H108ZM116 86V85H115ZM115 86H114V89H116L115 88ZM128 86V85H127ZM141 86V85H140ZM147 86L149 87V84L147 83V85H146V88H147ZM151 86H152V84H151ZM154 86V85H153ZM179 86V85H178ZM177 86V87H178ZM185 86V87H186ZM193 86H191L190 88H191V90L192 89H194V87ZM195 86V87H196ZM204 87H205V85H203ZM236 86V87H237ZM242 86H243V84H242ZM264 86V85H263ZM4 87V86H3ZM4 87V88H5ZM64 87V86H63ZM67 87H69V86H67ZM67 87H66V89H67ZM70 87V88H71ZM75 87V86H74ZM73 87V88H74ZM82 87V86H81ZM111 87H113V86H111ZM121 87V86H120ZM137 87L138 86H136V90H137ZM155 87V86H154ZM153 87V88H154ZM156 87H157V85H156ZM159 87V86H158ZM172 87V86H171ZM185 87H183V88H185ZM207 87V86H206ZM217 87H219V86H217ZM217 87H216V90H217ZM230 87V86H229ZM232 87V86H231ZM233 87H235V86H233ZM251 87V86H250ZM2 88V87H1ZM3 88V89H4ZM21 88V87H20ZM18 89L19 91L20 90H22V89ZM27 88V87H26ZM46 88V87H45ZM82 88H84V87H82ZM82 88H81V93H82ZM124 88H127V87H124ZM145 88V87H144ZM144 89V91L145 90H148L149 88H147V89ZM152 88V89H153ZM160 88V87H159ZM188 88H189V86H188ZM212 88V87H211ZM220 88H222V87H220ZM253 88V87H252ZM251 88V89H252ZM258 88H259V86H258ZM260 88H262V86H260ZM264 88V87H263ZM6 89V88H5ZM4 89V90H5ZM24 89V88H23ZM59 89V88H58ZM57 89V90H58ZM65 89V90H66ZM108 89V88H107ZM112 89V88H111ZM121 89V88H120ZM123 89V88H122ZM155 89H157V88H155ZM161 89V88H160ZM163 89V88H162ZM178 89V88H177ZM179 89H180V87H179ZM202 89V88H201ZM209 89V88H208ZM219 89V88H218ZM231 89H233V88H231ZM249 89V88H248ZM254 89V88H253ZM1 90V89H0ZM10 90H12V89H10ZM14 90V89H13ZM17 90V91H18ZM60 90V89H59ZM62 90H63V88H62ZM71 90V89H70ZM70 90H67V91H70ZM75 90V89H74ZM126 90V89H125ZM127 90H129L128 88H127ZM125 91V92H128V91ZM143 90V89H142ZM182 90V89H181ZM184 90V89H183ZM186 91L187 90H189V89H187V87H186V89H185ZM204 90V89H203ZM227 90V89H226ZM230 90V89H229ZM239 90H241V87L239 88ZM6 92H4V93H6V94H8L7 93V90H5ZM15 91V90H14ZM56 91V90H55ZM76 91V90H75ZM108 91L110 92H112L113 93V91L112 90H109L108 89ZM139 91L140 92H144V91H141L140 90V88H139ZM159 91V90H158ZM190 91V90H189ZM195 92H196V90H194ZM215 91V90H214ZM231 91V90H230ZM233 91V90H232ZM236 91V90H235ZM246 91V90H245ZM248 91V90H247ZM250 91V90H249ZM258 91H260L261 92V89L260 90H258ZM262 91H264V90H262ZM1 92V91H0ZM61 92V91H60ZM59 92V93H60ZM118 92H119V89H118ZM121 93L122 92H124V89H123V91H120ZM147 92V91H146ZM146 92H144V93H146ZM163 92V95H165L166 94V92L165 91H162ZM164 92H165V94H164ZM179 92V91H178ZM193 92V91H192ZM200 93L201 92H203L202 90L201 91H199ZM207 92H208V90H207ZM220 92L219 93H217V94H220ZM2 93H3V90H2ZM3 93V94H4ZM10 93V92H9ZM17 93V92H16ZM58 93V92H57ZM65 93H69V92H65ZM77 93V92H76ZM144 93H142L143 95H144ZM169 93V92H168ZM171 93H173V90L171 91ZM171 93H170V95H171ZM176 93H177V91H176ZM181 93V92H180ZM194 93V92H193ZM211 93V92H210ZM216 93V92H215ZM228 93V92H227ZM12 94H15V93H12ZM70 94V93H69ZM71 94H73V93H71ZM84 94H85V88H84ZM84 94L82 95V96H84ZM119 93H116V95H118ZM122 94H124V93H122ZM121 94V95H122ZM149 94V93H148ZM148 94L146 95V97L148 96ZM154 94V93H153ZM158 94V93H157ZM157 94H155L156 96H157ZM162 94V93H161ZM174 94V93H173ZM178 94V93H177ZM176 94V95H177ZM186 94V96H187V94H190V93H185L184 92V95ZM197 94V93H196ZM196 94H194V95H196ZM205 94V93H204ZM208 94H209V92H208ZM228 94H230V92L228 93ZM61 95V94H60ZM68 95V94H67ZM67 95H66V97H67ZM79 95V94H78ZM136 95V94H135ZM142 95V96H143ZM194 95H193V97H194ZM203 95V94H202ZM201 95V96H202ZM211 95H213V94H211ZM224 95V94H223ZM62 96V95H61ZM81 96V97H82ZM142 96H141V98H142ZM159 96V95H158ZM166 96V95H165ZM172 96V95H171ZM198 96V95H197ZM214 96V95H213ZM212 96V97H213ZM2 97H5V98H7L8 96H6V95H3ZM70 96L68 95V98H69ZM85 97V96H84ZM84 97H83V99H84ZM143 97H145V96H143ZM167 97H169V96H167ZM174 97L176 98V96L174 95ZM178 97V96H177ZM182 97H184L183 95H182ZM203 97L205 98L206 96H204L203 95ZM202 97V99H204ZM215 97V96H214ZM1 98V97H0ZM9 98V97H8ZM14 98V97H13ZM71 98V97H70ZM70 98H69V100H70ZM75 98H78V97H75ZM163 98V100L166 98H164V97H162ZM187 97H185V99H186ZM195 99H196V97H194ZM81 99L82 98H79V100L81 101ZM82 99V100H83ZM144 99V98H143ZM142 99V100H143ZM146 99V98H145ZM178 99V98H177ZM183 98H181V100H182ZM193 99V98H192ZM198 99H199V97H198ZM201 99V98H200ZM209 99H211L210 98V95H209ZM66 100H67V98H66ZM68 100V101H69ZM72 100V99H71ZM78 100V101H79ZM148 100V99H147ZM158 100H160L159 99V97H158ZM157 100V101H158ZM168 100V99H167ZM170 100V99H169ZM190 100V99H189ZM76 102L75 100H72V102ZM145 101V100H144ZM184 101V100H183ZM202 101V100H201ZM208 101V100H207ZM82 102H86V100L85 101H82ZM147 101H145V103H146ZM148 102H150V101H148ZM163 102V101H162ZM162 102H160L161 103V106L163 105L162 104ZM166 102V101H165ZM169 102V101H168ZM177 102H179L178 104H180L181 105V103H180V98H179V101L177 100ZM182 102V101H181ZM187 102H189V101H187ZM200 102V101H199ZM203 102H204V100H203ZM69 102H67V104H68ZM76 103H79V102H76ZM91 103V102H90ZM104 102L102 101V104H103ZM192 103H194V104H196L195 102H193V100H192ZM211 103V102H210ZM1 104H3V103H1ZM5 104V103H4ZM72 104V103H71ZM83 104V103H82ZM81 104V106H83ZM86 104V103H85ZM139 104L141 105V100L139 99ZM151 104V103H150ZM185 104V103H184ZM183 103H182V105H184ZM187 104V103H186ZM185 104V105H186ZM189 104V103H188ZM201 104V103H200ZM70 105V104H69ZM74 105V107H73V109L75 108V107H77V104H73ZM76 105V106H75ZM143 105H144V103H143ZM147 104H145V106H146ZM148 105H149V103H148ZM156 105V104H155ZM157 105H159V102L157 103ZM156 105V106H157ZM165 105V104H164ZM163 105V106H164ZM192 104H190L189 106H191ZM202 105H203V103H202ZM210 105V104H209ZM4 105H2V107H3ZM79 106H80V104H79ZM92 106V105H91ZM90 106V107H91ZM135 106V105H134ZM138 108H139V106L138 105H136ZM160 106V105H159ZM165 106H167V103H166V105ZM164 106V108L166 109V110H168L166 107ZM170 106H171V104H170ZM169 106V107H170ZM186 106H188V105H186ZM198 106H199V104H198ZM2 107L0 106V110L2 111L3 109H2ZM71 107V106H70ZM87 107H89L88 105H87ZM90 107H89V109H90ZM96 107V106H95ZM141 107H142V105H141ZM153 107H155L154 106V104H153ZM153 107H151V108H153ZM158 107V106H157ZM156 107V108H157ZM183 107H185V106H183ZM192 107H193V105H192ZM4 108H5V106H4ZM8 108V107H7ZM72 108V107H71ZM91 108H93V107H91ZM129 108H131V107H129ZM135 108V107H134ZM146 108H148V107H146ZM155 108V109H156ZM164 108H161V110L163 109V111H164ZM171 108V107H170ZM79 109H82V110H87L86 109V106L85 107H82V108H80L79 107ZM78 109V111H81V110H79ZM96 109H98V108H96ZM96 109L94 110V112H96V114H97V111H96ZM132 109V108H131ZM130 109V110H131ZM160 109V108H159ZM184 109V108H183ZM182 109V110H183ZM196 109V108H195ZM75 111H76V109H74ZM93 110V109H92ZM92 110H89L90 111V113L88 112V114H90V115H92L91 113V111ZM134 110H137V109H133V113H136V111L134 112ZM139 110V111H138ZM137 111H138V113L137 114H131V112H130V114H131V116H134L135 118L136 117H138L139 118V116H141L142 117V115H147V113H148V111L150 110L149 108H148V111L146 112V109H145V107L143 108H139ZM165 110V111H166ZM174 110V109H173ZM98 111H99V109H98ZM162 111V112H163ZM189 111H192V110H189ZM209 111V110H208ZM6 112V111H5ZM82 112V111H81ZM125 112H127V110L125 111ZM154 112V111H153ZM152 112V114H154ZM170 112V111H169ZM186 112H187V110H186ZM77 113V112H76ZM86 113V112H85ZM85 113H83L84 115H85ZM157 113H158V111H157ZM182 113V112H181ZM183 113H184V110H183ZM78 114V113H77ZM82 114V116L84 117V115ZM87 114V113H86ZM112 114V113H111ZM110 114V115H111ZM129 113H127V115H128ZM151 114V110H150V116L152 115ZM159 114H160V112H159ZM159 114H158V116H159ZM166 114V113H165ZM53 115V114H52ZM90 115H88V116H90ZM155 115V114H154ZM157 115V114H156ZM155 115V116H156ZM163 115V114H162ZM81 116V115H80ZM86 116V115H85ZM115 116V115H114ZM114 116H112L113 118H115ZM122 116H123V114H122ZM125 116H126V114H125ZM131 116H129V117H131ZM142 117V118H145V117ZM149 116V115H148ZM157 116V117H158ZM160 116H161V114H160ZM159 116V117H160ZM63 117H65V116H63ZM67 117V116H66ZM82 117V118H83ZM91 117L92 116H90V119H91ZM111 117V116H110ZM111 117V118H112ZM128 117V116H127ZM152 117V116H151ZM150 117V118H151ZM166 117V116H165ZM186 117V116H185ZM189 117V116H188ZM191 117V116H190ZM220 117H221V115H220ZM52 118V117H51ZM81 118V117H80ZM119 118V117H118ZM121 118V117H120ZM147 118V117H146ZM149 118V119H150ZM167 118V117H166ZM169 118V117H168ZM65 119V118H64ZM67 119V118H66ZM65 119V120H66ZM83 119H85V118H83ZM89 119V118H88ZM93 119V118H92ZM122 119V118H121ZM125 119V118H124ZM124 119H122V121L124 120ZM140 119V118H139ZM148 119V118H147ZM144 120V121H148V122H146V123H148L149 124V126H150V122H151V124H152V119L154 120V118H152L150 121H149V119L148 120ZM158 119H161L162 120V116H161V118H158ZM163 119H164V117H163ZM183 119V118H182ZM187 119V118H186ZM185 119V120H186ZM190 119H192V118H190ZM53 120V119H52ZM64 120V121H65ZM68 120V119H67ZM71 120V119H70ZM80 120V119H79ZM115 121H119V119H114ZM155 120H156V118H155ZM154 120V121H155ZM184 120V119H183ZM44 121V120H43ZM46 121V120H45ZM89 121V120H88ZM93 121V120H92ZM110 121V120H109ZM125 121V120H124ZM141 121H142V119H141ZM166 121H167V119H166ZM189 121H191V120H189ZM204 121V120H203ZM47 122V121H46ZM54 123H55V121H53ZM72 122V121H71ZM82 122H83V120H82ZM86 123H88L87 122V119H86V121H85ZM85 122H83V123H85ZM90 123H93V122H91V120L89 121ZM111 122V121H110ZM143 122V121H142ZM192 122V121H191ZM196 122V121H195ZM198 122V121H197ZM213 122V121H212ZM43 123V125H46V123L44 124V122H42ZM52 123V122H51ZM53 123V124H54ZM112 123V122H111ZM111 123H110V125H111ZM125 123H127V122H125ZM129 123V122H128ZM141 123V122H140ZM155 123V122H154ZM153 123V125L155 126L156 124H154ZM200 123V122H199ZM99 124V123H98ZM105 124V123H104ZM118 124H122L121 123V120H120V122L118 123ZM143 124V123H142ZM144 124H145V122H144ZM159 124V123H158ZM164 124V123H163ZM166 124V123H165ZM191 124V123H190ZM17 125V124H16ZM15 125V129H14V131H13V143L12 144H14L15 145V147H16V149H17V146H18V143H17V141L19 140L18 138H19V129H18V126H16ZM68 126L67 127H69V126H71V124L69 125V124H67ZM74 125V124H73ZM92 126H93V124H91ZM115 125H117L116 124V122H115ZM159 125H161V122H160V124ZM201 125V124H200ZM7 126H9V125H7ZM54 126V125H53ZM109 126V125H108ZM119 126V125H118ZM122 126V125H121ZM124 126V125H123ZM125 126H126V124H125ZM146 126H148V125H146ZM164 126V125H163ZM162 126V127H163ZM166 126V125H165ZM199 126V125H198ZM210 126H211V124H210ZM3 127H6V126H2V128ZM46 127V126H45ZM72 127V126H71ZM75 127V126H74ZM74 127H72V128H74ZM151 127V126H150ZM156 127V126H155ZM159 127V126H158ZM157 127V128H158ZM100 128V127H99ZM119 128H124V127H120L119 126ZM118 128V129H119ZM148 128V127H147ZM146 128V129H147ZM153 128V127H152ZM151 128V129H152ZM157 128H154L153 130V132L155 133H157V131L155 130V129H157ZM165 128V127H164ZM59 129V128H58ZM70 128H68L67 129V132H68V130H69ZM160 129V128H159ZM163 129V128H162ZM7 130H8V128H7ZM12 130V129H11ZM10 130V131H11ZM73 130V129H72ZM150 130V129H149ZM158 130V129H157ZM6 131V130H5ZM77 131V129H75L74 130V132H76ZM107 131V130H106ZM110 131V130H109ZM124 131V130H123ZM126 131V130H125ZM163 131V130H162ZM161 131V132H162ZM53 132V131H52ZM51 132V135L53 134ZM67 132H64V134H66ZM71 131H69L68 133H70ZM108 132V131H107ZM114 132H116V131H114ZM113 132V133H114ZM127 132V131H126ZM132 132V131H131ZM152 132V131H151ZM159 133L160 134V136L162 135V133ZM4 133V132H3ZM6 134L5 135H7V132H5ZM10 132H8V134H9ZM39 133V132H38ZM67 133V134H68ZM106 133V132H105ZM111 133V132H110ZM117 133H119V131H117ZM123 133V132H122ZM121 133V131H120V134H122ZM153 133V134H154ZM155 133V134H156ZM10 134H12V133H10ZM39 134H41V135H43L42 134V132H40ZM66 134V135H67ZM76 134V133H75ZM108 134H109V132H108ZM115 134V133H114ZM127 134V133H126ZM150 134V133H149ZM154 134V135H155ZM35 135V134H34ZM127 135H129V136H131L130 135V133L129 134H127ZM152 135V134H151ZM156 135H158V134H156ZM163 135H165V134H163ZM65 136V135H64ZM114 136H116V135H114ZM126 136V135H125ZM128 136V137H129ZM159 136V135H158ZM168 136V135H167ZM0 137H1V135H0ZM5 138H6V136H4ZM41 137V136H40ZM117 137H119V136H117ZM121 137V136H120ZM152 137V136H151ZM163 137V136H162ZM2 138V137H1ZM0 138V139H1ZM37 138H38V136H37ZM36 138V139H37ZM66 138H68V136L66 137ZM154 138V137H153ZM153 138H150V139H153ZM155 138H156V136H155ZM161 138V137H160ZM43 138H41V140H42ZM44 139H46V138H44ZM128 139V138H127ZM127 139H126V141H127ZM133 139H134V137H133ZM132 139V140H133ZM147 139H149V138H147ZM149 139V140H150ZM157 139H158V137H157ZM166 139V138H165ZM205 139V138H204ZM209 139V138H208ZM40 140V141H41ZM47 140V139H46ZM123 140H125V138L124 139H122V141ZM131 140V139H130ZM129 139H128V141H130ZM136 140H138V139H136ZM162 140H164V139H162ZM162 140H160L161 142H162ZM117 142L119 141V140H116ZM135 141V140H134ZM141 141V140H140ZM159 141V140H158ZM165 141V140H164ZM2 142V141H1ZM57 142H59V140L57 141ZM121 142V141H120ZM135 142H137V141H135ZM139 142V141H138ZM54 143V142H53ZM65 143V142H64ZM79 143V142H78ZM116 143V142H115ZM114 143V144H115ZM124 143H125V141H124ZM124 143H121V144H124ZM129 143V142H128ZM133 143V142H132ZM17 144V145H16ZM47 144H49V143H47ZM54 144H56V143H54ZM81 144V143H80ZM121 144H120V147H121ZM127 144V143H126ZM131 144V143H130ZM143 144V143H142ZM50 147L51 148V146L50 145H46V144H43V148L45 147ZM116 145V144H115ZM144 145V144H143ZM20 146V145H19ZM56 146H57V144H56ZM77 146H78V144H77ZM77 146H75V148L77 147ZM82 146V145H81ZM85 146H87V145H85ZM85 146H83V147H85ZM48 147V148H49ZM52 147H54V145L52 146ZM64 147V146H63ZM88 147V146H87ZM117 147V146H116ZM125 147H126V145H125ZM136 147V146H135ZM60 148V147H59ZM86 148V147H85ZM84 148V149H85ZM124 148V147H123ZM128 148V147H127ZM134 148V147H133ZM14 149V148H13ZM61 150H62V147L60 148ZM64 149V148H63ZM66 149H67V147H66ZM73 149V148H72ZM72 149L70 148V150L72 151ZM79 149H80V146H79ZM117 149V148H116ZM126 149V148H125ZM125 149H123L122 151H124ZM128 149H131V148H128ZM136 149V148H135ZM134 149V150H135ZM159 149H160V147H159ZM159 149H158V151H159ZM173 149V148H172ZM21 150H22V147H21ZM52 150V149H51ZM54 150H56L55 148H53V151ZM65 150V149H64ZM68 150V149H67ZM85 150H87V149H85ZM127 150V149H126ZM132 150V149H131ZM140 151H142V149H139ZM154 150H157V149H155L154 148ZM153 150V151H154ZM11 151H13V150H11ZM66 151V150H65ZM116 151H118V150H116ZM166 150H162V152L160 153V154H162V156H167L166 154V152H165ZM55 152V151H54ZM139 152V151H138ZM152 152V151H151ZM155 152V151H154ZM23 153V152H22ZM62 153L64 154L65 153V157H66V153H67V151L66 152H63V150H62ZM122 153V152H121ZM125 153V152H124ZM131 152L129 151V154H130ZM133 153V152H132ZM137 153V152H136ZM156 153V152H155ZM264 153V152H263ZM68 154V153H67ZM171 154V153H170ZM38 155V154H37ZM53 155V154H52ZM135 155V154H134ZM157 155H158V153H157ZM157 155L155 156V157H157ZM115 156V155H114ZM122 156H123V154H122ZM125 156V155H124ZM141 156V155H140ZM171 156V155H170ZM116 157V156H115ZM154 157V156H153ZM101 158H102V156H101ZM120 158V157H119ZM123 158V157H122ZM122 158H120V159H122ZM125 158V157H124ZM124 158H123V162L126 164V165H124L125 166V168H127V166L129 167V171H130V174H129V176L128 175H121L120 177H118L116 180H114L115 181V184L113 185V189H114V192H113V195H114V198L115 199H117V200H119L120 202H123V200H125V199H127V200H133V199H138L139 198V196L140 195H146L147 194V192H148V189L147 188H144V187H147L149 184H150V182H152L151 180H153V179H151V177H152V175H155L154 173L152 174V161H151V159H150V157L147 155V153H143L142 154V159L140 160V162L138 161L139 159H133V158H131L132 160H130V158H125V160H127L126 162H125V160H124ZM139 158V157H138ZM39 159V158H38ZM166 159V158H165ZM158 160V159H157ZM162 160V159H161ZM263 160H264V155H262L261 157H259V159H256L255 160V162L257 161V162H259L260 164H261V162L263 163V165H264V162H263ZM42 160L40 159L39 160V162H41ZM45 161V160H44ZM117 161V160H116ZM115 161V162H116ZM163 161V160H162ZM166 161V160H165ZM165 161H164V163H165ZM109 162H111V161H109ZM159 162V161H158ZM161 162V161H160ZM106 163V162H105ZM157 163V162H156ZM162 163V162H161ZM107 164V163H106ZM120 164H123L122 162L120 163ZM160 163H158V165H159ZM115 165H119V164H115ZM161 165V164H160ZM159 165V166H160ZM262 165V166H263ZM154 166V165H153ZM165 166V165H164ZM163 165H162V168L164 167ZM120 167V166H119ZM118 166H117V169L119 168ZM122 167V166H121ZM161 167V166H160ZM234 168H237V166H233ZM232 167V168H233ZM111 168V167H110ZM113 168L114 167H112V170H113ZM154 168V167H153ZM116 169V170H117ZM128 169V168H127ZM155 169V168H154ZM238 169V168H237ZM110 170L111 169H109V167H108V169H106V174H107V178H109L110 177V174H111V172H110ZM111 170V171H112ZM115 170V169H114ZM121 170V171H120ZM122 170L123 169H119V170H117V171H120V173L122 172ZM164 170H165V167H164ZM249 170V169H248ZM129 171H127V172H129ZM206 171V170H205ZM163 172V171H162ZM254 174L253 175H258V174H260V173H255L254 171H252ZM252 172L250 173V174H252ZM257 172V171H256ZM123 173H125L124 172V170H123ZM205 174H206V172H205ZM225 174V173H224ZM221 175V174H220ZM205 176V175H204ZM221 176H223V175H221ZM220 176V177H221ZM247 176H249V175H247ZM247 176L246 175H242V176H235V175H233V177H231L230 175L229 176H227V178H229V177H231V179H230V183L232 182V181H235L236 183H237V185L236 186H229L228 184V186H219V187H217L215 190H212V189H210V190H212V191H207V193L203 196V197H201L200 198V205H201V209H200V211H199V213H200V215H203V216H206V215H209V214H212V215H214L216 218H219V219H221V220H223V219H227V218H229L231 215H233L235 218H236V216H239V217H241V216H243V215H246V214H249V215H253V216H256V217H261V216H263L264 217V206L263 207H261L262 206V204L264 203V187H261V188H252V189H245V187H246V185H247V183H248V181L250 180V179H252L253 177H248L247 178ZM154 177V176H153ZM205 178H206V176H205ZM216 179H217V176L215 177ZM224 178V177H223ZM114 179V178H113ZM113 181V180H112ZM111 181V182H112ZM226 181V180H225ZM228 181V180H227ZM224 182V181H223ZM229 182V181H228ZM263 182H264V177H263ZM239 183V184H238ZM92 185H93V187H95V191H96V193H97V196H98V199H99V201H98V204H99V211L101 212V213H105V214H108V218L107 219H110V220H112L113 219V222L111 223V224H109V223H107V222H105V220L104 221H101L100 223H97L96 221H94V220H92V221H94V222H90L89 221V219H90V217H91V215H90V217L89 218H87V216H82V218H80V216H79V214L77 213V212H73V213H69L70 214V216L69 217H66L65 216V218L63 219L62 218V221L61 222H59L60 223V225L59 224H57L56 222L53 224V231H52V234L50 233V235H51V238L50 239H52V241H53V246H52V248H51V250H50V252H48L49 251V248H48V253L50 254V256H51V261H52V263H55V264H94L93 263V261H94V255H95V253H98V257H99V263L98 264H116V261L115 260H113V258H110L109 256H111V255H107L106 254V251H107V249H108V251L109 252H111L112 254H114L115 253V251H116V241L114 240V238L112 237V233H114L115 232V230L117 229V228H119L120 226H123V228H125V229H128V227H131V231H132V235H134V234H138L140 237H141V240L143 241V240H145L146 238V236L148 235V231H147V229H145V227L141 224V222H140V220H139V218L138 217H136V216H133V218H125V219H123L122 217V219L119 217V218H115L114 217V215H113V212H112V210L111 209H109V205H108V202H107V199L104 197V192H103V190L101 189V188H97V185L94 183V182H92L91 183ZM225 185V184H224ZM111 186V185H110ZM34 187V188H33ZM33 187L31 186L30 187V189H32L33 188V190L35 189V185H33ZM38 187V186H37ZM36 187V188H37ZM39 187H40V184H39ZM41 188V187H40ZM69 188V187H68ZM178 188H180V187H178ZM215 188V187H214ZM29 189V190H30ZM28 190V191H29ZM66 190V192H67V190L68 189H65ZM64 190V191H65ZM176 190V189H175ZM199 192H198V191ZM16 191V190H15ZM23 191V190H22ZM69 191V190H68ZM196 191L198 192V193H200V189L198 188V186L196 187ZM247 191V192H246ZM30 192V191H29ZM169 192V191H168ZM177 192V191H176ZM14 193V192H13ZM22 193V192H21ZM24 193V192H23ZM22 193V194H23ZM108 193V192H107ZM249 193H253V195L251 196H249ZM24 194H26L27 195V192L26 193H24ZM34 194V193H33ZM52 194V196L54 197V196H56V194H55V192H52L51 193ZM62 194V193H61ZM112 194V193H111ZM28 195H30V194H28ZM38 195V194H37ZM36 195V196H37ZM21 196V195H20ZM38 196H40V195H38ZM108 196V195H107ZM151 196V195H150ZM201 196V195H200ZM22 197H23V195H22ZM30 197V196H29ZM34 197V196H33ZM109 197V196H108ZM25 198V197H24ZM31 198V197H30ZM37 198V197H36ZM41 198V197H40ZM110 198V197H109ZM112 198H113V196H112ZM112 198H111V200H112ZM22 199V198H21ZM38 199V198H37ZM40 200V199H39ZM42 200V199H41ZM114 200V199H113ZM112 200V201H113ZM20 201V200H19ZM21 202V201H20ZM114 202H115V200H114ZM19 203V202H18ZM18 203H14L13 205H15V204H17L16 205V207H15V209L13 210L14 211V216H12V218L11 219H9V218H7V219H9V221L8 222H6L4 219L5 218H2V219H0V264H34L35 262H32V261H34V256H30V257H28V258H26L25 257V255L23 256V255H21L19 252H20V241H21V228L23 227V226H25V224L27 223V221L29 222L30 220H28L30 217L32 218L33 216H32V208L30 207V206H27L25 209H24V207L23 206H20V205H18ZM109 203H110V201H109ZM0 204L2 205V202H0ZM116 204H117V202H116ZM123 204H125V203H123ZM261 204V206H259ZM121 205V204H120ZM119 205V206H120ZM127 206V205H126ZM44 208L45 207H47V206H43ZM118 207V206H117ZM122 207H124V205L122 206ZM129 207V206H128ZM196 207H197V205L193 208V210L195 209L196 210ZM159 208V207H158ZM46 209V208H45ZM160 209V208H159ZM159 209H158V211H159ZM192 210V211H193ZM13 211H12V214H13ZM41 211V210H40ZM42 211H44V210H42ZM42 211H41V213H42ZM46 211V210H45ZM160 212V211H159ZM78 214V215H77ZM35 215V214H34ZM46 216V215H45ZM79 216V217H78ZM35 217V216H34ZM64 217V216H63ZM132 217V216H131ZM214 217V218H215ZM233 217V218H234ZM262 217V219H264ZM37 218V217H36ZM35 218V219H36ZM231 218H232V216H231ZM231 218H229L231 221L233 220V222L235 223V221H234V219H231ZM33 219V221L35 220L34 218H32ZM92 219H94V218H92ZM261 219V218H260ZM262 219H261V221H262ZM45 220V219H44ZM229 220V221H230ZM237 220H238V217H237ZM240 220V219H239ZM32 220H31V222H33ZM46 221V220H45ZM220 221V220H219ZM218 221V222H219ZM228 221V222H229ZM229 222V223H233V222ZM259 221V220H258ZM260 221V222H261ZM220 222H222V221H220ZM228 222H224V223H228ZM239 222H242V221H239ZM238 222V223H239ZM35 223V222H34ZM34 223H32V224H34ZM184 223V222H183ZM237 223V222H236ZM258 223V222H257ZM257 223H256V221H255V224L257 225ZM30 224V223H29ZM28 224V225H29ZM31 224V225H32ZM241 224V223H240ZM253 224V223H252ZM251 224V225H252ZM255 224H253L252 225V227H255L256 225ZM260 224V223H259ZM263 224H264V221H263ZM263 224L261 225V226H263ZM27 225V224H26ZM27 225V226H28ZM31 225H29L28 227L30 228V226ZM235 225H237L238 226V224H235ZM255 225V226H254ZM240 226V225H239ZM244 226V225H243ZM27 227V228H28ZM257 227H258V225H257ZM257 227H255V228H257ZM24 228V227H23ZM28 228V229H29ZM31 228H32V230L33 229H35L36 228V226L35 225H33V226H31ZM38 228V227H37ZM52 228V227H51ZM94 229V231L95 230H99V229H104V231H103V233L101 234V236H100V238H99V240L98 241H96V243H94V245L93 246H90V244H91V238L90 237H88V235L90 234V232L92 231ZM183 229V228H182ZM185 229V228H184ZM245 229V228H244ZM107 230H109L110 231V233L109 232H107ZM246 230H248V229H246ZM41 231V230H40ZM183 231L184 230H180V232H179V234L177 235V243L178 244H184V242H188V240L186 239V237L183 235ZM7 232H10V235L8 234V237H5V238H7V240H6V242H4V243H1L2 241L1 240H3V237L5 236V235H7L6 233ZM38 232V231H37ZM51 232V231H50ZM96 232V231H95ZM21 233V234H20ZM150 233H151V231L149 232V235H150ZM42 234L44 235V238H46L47 236H49L48 235V226H44V228H43V230H42ZM263 234V233H262ZM262 234H260V235H262ZM39 235V234H38ZM40 235H41V233H40ZM152 235V234H151ZM150 235V236H151ZM264 235V234H263ZM39 238V237H38ZM43 238V239H44ZM49 238H48V240H49V242H52L51 240H50ZM151 239H152V237H151ZM38 240V239H37ZM153 240H155V239H153ZM47 241V240H46ZM156 241V240H155ZM143 243H145V241L143 242ZM156 243V242H155ZM83 244V245H82ZM154 245V244H153ZM49 246H51L50 244H49ZM144 246H146V245H143V248H144ZM156 246V245H155ZM32 248H34V250L36 249V247H32ZM146 248V247H145ZM22 250V249H21ZM28 250H29V248H28ZM99 250V251H98ZM30 251V250H29ZM37 251V250H36ZM22 252H24V251H22ZM25 252H27V251H25ZM31 252V251H30ZM30 252H28L29 254H30ZM118 252V251H117ZM32 253V252H31ZM35 253V252H34ZM34 253H33V255H34ZM43 253V252H42ZM25 254V253H24ZM47 254V253H46ZM58 254H62L63 256L61 257L60 255H59V257H57L58 256ZM32 255V254H31ZM43 255V254H42ZM44 257H45V255H43ZM129 256H131V254H130V251H128L127 252V254H126V257L128 258ZM46 257H48V256H46ZM49 258V257H48ZM47 258H45V260H46ZM50 259V258H49ZM195 260V259H194ZM51 261H50V263H51ZM195 261H198V260H195ZM49 262V261H48ZM264 262V261H263ZM51 263V264H52ZM197 262H195L194 264H196ZM46 264V263H45ZM125 264H131V262H130V260L129 259H126V261H125ZM200 264V263H199Z\"/></svg>",
	"mask_w": 264,
	"mask_h": 264
},
{
	"label": "flooded vegetation",
	"instance_id": "af4514ba",
	"mask_svg": "<svg viewBox=\"0 0 264 264\" xmlns=\"http://www.w3.org/2000/svg\"><path fill=\"white\" fill-rule=\"evenodd\" d=\"M6 1H10V0H6ZM13 1H14V2H13ZM15 1H16V2H15ZM23 1H24V0H19V3H22V4L17 3L18 0H12V1H10V2H11V5L13 4V6L10 7V6L7 5V6L9 7V10H8V7L5 6V7L7 8V9L4 11V12H6L5 15L7 14L5 17H6L7 19H9V20H7L5 17H3V18H4V21H2V22H3L4 25H3V24H1V25L3 26V29H6V33H7V31H8L9 34L7 33V35H9V36H7V35L5 34L4 37H7V38H4V37H3V38H4V41H3V42H5V40H7L6 42L9 43L10 39H13V38H14L13 40L10 41V43H11V42L13 43V41L15 40V41H16V42H15V43H16V46H23V45H24V46H25V45L27 46V44H25L27 40H28V42H27L28 45H31V44H32V40H33L35 37L37 38V40L39 39V36L36 35V34H38V32H40L41 29H43V28L45 29V28H47V27L51 28V30L49 29L50 31H52V28L55 29V26H54V25H55V21L53 22L54 25L52 24V22H50L49 24H47V23H45V22H41V21H39V23L42 24V25H41V24H40V25H41L42 27L44 26L43 28H39V26H38L39 23H38V21H37V20L40 19L39 17L41 16L40 14H42V13L44 14L45 17H46V15H47L46 12H48V15H49V16H51V14L54 13V10L56 9V5H53V6H55V9H54L53 11H51V10L53 9V7L48 11L50 5L52 6V3L54 2V0H53V2H52V0H50V1L52 2L51 4H50V1H49V0H45V1H43V0H34V1H33V0H30L31 2H30L29 0H25V1H27V3H28V4H27V8H26V10H24V8L22 7L23 4L25 3V2H23ZM80 1H81V2H80ZM85 1H87V0H79L78 2H80V3L83 4ZM12 2H13V3H12ZM61 2L63 3V6H64V7L61 6V5H62ZM61 2L59 3V4H60V9H59V11H63V13H65V12L69 13L70 11H69V12L67 11L68 8H70V7L72 8V7H73L72 9H74V8L76 7V6H75V2H77V0H76V1H75V0H63V1H61ZM29 3L32 4L34 8L37 7V11H38V8H41V9H39V11H41V13L38 11V12L40 13L39 16H38V14H36L37 16L34 14V13H38L37 11L33 12L34 15H31L33 8L31 7L32 5H31V6L29 5ZM54 3H55V2H54ZM64 3H67V4L64 5ZM68 3H69V4H68ZM18 4H19V5H18ZM55 4H56V3H55ZM82 4H80V5H82ZM20 5H21V6H20ZM34 5H35L36 7H35ZM41 5H43V6H41ZM68 5H69V6H68ZM77 5H78V3H77ZM65 6H67V8H66ZM74 6H75V7H74ZM45 7H46L47 9H46ZM58 7H59V6H58ZM61 7H62V8H61ZM15 8H17V9L15 10ZM31 8H32V10H31ZM64 8H66V9H64ZM43 9H45V10L42 12ZM61 9H63V10H61ZM72 9H71V11H72ZM7 10H8V13H9V14L7 13ZM77 10H78V9L75 8L74 11H77ZM11 11H12V12H13V11H14V12H17L15 16H17L18 13H19V15H21V14H22V15L19 16L20 18L17 16L19 19H15V17L12 18V16H11V15H12V12H11ZM10 12H11V13H10ZM14 12H13V13H14ZM22 12H23V13H22ZM27 12H29L30 15H29ZM51 12H52V13H51ZM20 13H21V14H20ZM9 15H10L11 19H14L13 22L15 21L13 26H12L13 22H11L12 24L10 23V17H9ZM13 15H14V14H13ZM27 15H29V16H27ZM22 16H24V19H26V20H24V23L27 22L25 25H24L23 22H22L23 20H20L21 18H23ZM30 16H31V18H30ZM28 17H29V18H28ZM33 18L35 19V22H32V21L34 20ZM5 19H6L7 21H6ZM30 19H31V21H29ZM5 21H6V22H5ZM11 21H12V20H11ZM18 21H20V22H18ZM36 21H37V22H36ZM2 22H1V23H2ZM4 22H5V23H4ZM21 22H22V25L20 24ZM28 22H30V23L28 24ZM31 22H32V23H31ZM6 23H8V24H6ZM15 23H17V24H19V25H16V26H15ZM34 23H36V25L38 26L39 31H38V28H37L36 34H33V35H35V36H33L31 33H29V35H28V31H27V29L30 28L29 25H31V24L33 25ZM10 24H11V26H10ZM44 24H45V25H44ZM63 24H65V25H63ZM63 24L61 23V27H62V25H63V27L66 26V23H63ZM5 25H6V26H5ZM8 25H9V26H8ZM23 25H24V26H23ZM27 25H28V26H27ZM32 25H31V26H32ZM36 25H35V26L33 25L32 27L35 28ZM2 26H1V27H2ZM7 26H8V28H6ZM41 26H40V27H41ZM46 26H47V27H46ZM10 27H11V29H10ZM27 27H29V28H27ZM32 27H31V28H32ZM17 28H18V30H17L16 32L18 33V35H19V33H21V32L24 34V31H25V35H22V34H21V35H22V38L26 37V38H24L25 40H24V39H23V41L19 40V41H20V42H19V41L17 40V39H19V36H18V37H14L15 35L12 36V34H14V32H15V31H13L12 29H15V30H16ZM25 28H26V30H25ZM9 29L12 30V31H11L12 33L10 32ZM23 29H24V30H23ZM35 29H36V28H35ZM35 29H32L33 32H35ZM54 29H53V30H54ZM32 30L29 29V32H32ZM155 31H156V32H155ZM155 31H150V30L147 31L148 33L150 32V34H148L149 36H152V34L155 33V34L153 35V36H155V37L152 36V38H155V42L151 43V45L154 46V47L157 45V47L160 46L159 48H166V47L163 45V44H166V43H167V40H166L167 37L165 38V36H167V32H166V30H161L162 33H161V32H158V30H155ZM163 31H164V32H163ZM16 32H15V33H16ZM33 32H32V33H33ZM145 32H146V31H145ZM147 32H146V33L143 32V33H144L143 35L147 34ZM153 32H154V33H153ZM10 34H11V35H10ZM30 34H31V36H30ZM140 34H142V33H140ZM156 34H158V35L161 34L159 37H160V39L162 38V40H160L161 42L164 40L163 43H160V41L158 40L159 43H160V44H159V43L156 41L157 36H158V35H156ZM162 34H164V35H162ZM10 36H12L13 38H12V37L10 38ZM162 36H164L165 39H164ZM8 37H9V39H8ZM159 37H158V38H159ZM20 38H21V37H20ZM26 39H27V40H26ZM17 41H18V43H17ZM24 41H25V42H24ZM33 41H34L33 43H35L36 45H39V44H40V42L38 43L39 40L36 41V39H34ZM165 41H166V42H165ZM21 42L24 43V44H22ZM156 42H157V43H156ZM154 43H156V44H154ZM21 44H22V45H21ZM35 44H33V45H35ZM33 45H32V46H33ZM12 46H15V44L13 43ZM140 46H143V45L140 44ZM162 46H163V47H162ZM166 46H167V44H166ZM16 81H19V80H16ZM229 140H230L229 138H227V139H226V138L221 139L220 142H218V143L216 144V147L219 148V149H221V148H226V147H232V148H233L234 146H240V147L235 148L234 150H235V151H241L240 154H237V155H241V158H240L241 160H252L253 158H255V159H253V160L255 161L256 159H259V157H261V153L264 151V137H261L259 140H256V139L249 138L247 135H244L239 141H237V142H235V143L229 142ZM226 152H227V151H226ZM258 155H259V156H258ZM232 169H236V168L233 167Z\"/></svg>",
	"mask_w": 264,
	"mask_h": 264
}]
</instances>
